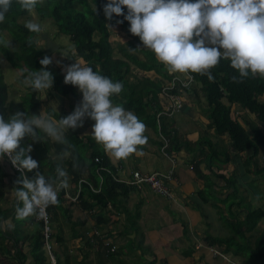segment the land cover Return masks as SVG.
I'll return each instance as SVG.
<instances>
[{
  "label": "trees",
  "instance_id": "16d2710c",
  "mask_svg": "<svg viewBox=\"0 0 264 264\" xmlns=\"http://www.w3.org/2000/svg\"><path fill=\"white\" fill-rule=\"evenodd\" d=\"M106 2L107 0H39L37 15L41 20H50L56 26L57 33L65 34L71 40L73 53L67 59L68 63L74 62L73 59L83 58L95 70L102 72L113 80L123 81L122 91L112 97L114 103L123 104L125 108L133 110L158 131L156 113L161 106L160 93L163 91L164 85L171 80V73L164 63L157 58L155 52L148 47H144L140 37L130 32L129 21L124 20L123 23L117 24L116 20H108L103 11V5ZM124 7L127 11V7ZM28 15L30 13L20 7L18 0H14L6 19L0 24V36H2V29L7 30L16 43V50L13 51L4 42L0 43V53L11 65L18 67L20 70L22 68L32 70L41 67L49 68L55 77L51 93L57 92L63 96H79L76 85L65 83V74L61 69L51 63L47 66L41 65L40 60L45 55L50 56L52 51L46 52L49 50H46L39 43L37 32L30 31L26 26L27 22L22 21ZM119 18L122 19L123 17ZM108 24H111L112 27ZM115 27L122 30L127 37V46L125 44L118 45L120 56L115 55L114 45L111 41L112 29ZM136 68L142 72L153 70L164 77V80L136 73ZM209 71L212 72L214 79H210L206 72H191L193 81L183 90L189 92L192 89L196 94H199L198 100L206 107L209 126L214 128V132L218 137L227 135L228 144H225L224 140L214 141L209 137H203L194 143H187V145H189V148L193 146L196 149L204 146L203 149L207 151L201 150V153H206L207 168L215 176L222 178L226 188L230 190L221 199L223 203L227 204L226 214H221L224 223L231 229L233 235L226 238L209 236L207 240L211 244L224 243L228 249L231 248L234 242L236 246L235 253L244 254L246 264H264V232L257 235L251 233L264 217V210L260 207L253 208L248 194L243 192L246 190L242 189L241 191L240 187L242 188V185L237 179V166L229 175L220 172V170L226 169L225 166L231 162L232 158L236 163L243 158V165L247 172L255 175L259 174L264 179V164L259 165L257 160V155L262 149L264 150V76L257 74L255 76L249 75L242 80L233 79L234 75L239 76V72L226 58H221L220 62ZM20 76L22 77L21 74ZM39 91L33 90L28 85L27 93L22 96L21 100L7 106L8 87L4 81V75L0 71V114H3L5 118L17 111L39 114ZM173 91H176V89ZM244 112L246 118L243 117V121L240 122L236 118V114H239V117ZM171 119L172 116H162L160 119L162 130L170 139L169 151L180 147L183 143L176 129L171 126ZM86 120L89 122L92 119L87 118ZM84 130L78 127L67 130L65 133L72 145L65 169L75 183L88 172L86 175L87 181L80 184L79 204L83 209L89 210L98 205L102 210L109 202L113 203L120 193H124L128 186L132 185L117 182L109 173L101 171L103 181L100 189L98 191L91 190L90 182L95 188L99 184L97 169L101 165L106 167L109 165L102 151L96 149L93 144H87V142H92V137L82 135ZM45 137L46 134L42 132L40 140H33L32 137L26 136L22 139L21 144L23 146H27L29 143L32 144L30 154L39 161V171L46 177H55L57 174H52L51 169L44 170V165L49 160V151L53 146L58 153L64 154V149L67 146L56 140L50 144ZM85 139L87 142L84 141ZM89 148L92 150H89ZM243 153H245V157H243ZM95 157H100V161L96 162ZM198 162L195 161L194 165L197 171ZM57 165L55 163L52 166H55L56 169ZM37 170H23L22 173L32 177ZM22 173L20 170L17 171L18 180L23 178ZM65 194V188L58 187L59 203L47 207L51 219V236H57L58 242L62 240L58 231H56L57 233L53 231V220L56 219L57 209L62 207L61 203ZM84 194L91 197L93 201L89 202ZM235 204L242 206V210H240L243 211L241 213L242 217L236 211L237 208H234ZM62 211L66 215L69 209L63 208ZM33 215L35 218V214ZM42 230V222L37 221L36 230L28 236L30 238V252L34 259L33 264H46V262H49L43 246L44 235ZM234 232L237 233V236H244L245 245H241L240 241L235 242L237 237H234ZM245 233H249L250 236H245ZM14 237L10 248L3 241L5 240L4 233L0 232V255L4 257L0 264H24L25 256L20 242L24 236L21 230L17 229ZM96 240L94 239V241ZM87 244H90L89 240H87ZM97 245L101 253L104 246L101 241ZM56 264H60V262L57 261Z\"/></svg>",
  "mask_w": 264,
  "mask_h": 264
},
{
  "label": "crops",
  "instance_id": "0c3cea01",
  "mask_svg": "<svg viewBox=\"0 0 264 264\" xmlns=\"http://www.w3.org/2000/svg\"><path fill=\"white\" fill-rule=\"evenodd\" d=\"M51 51L50 57L53 56L55 48ZM141 73L151 78L164 80V77L153 70ZM4 81L6 82L5 78ZM17 81L19 86H22L15 88L20 98L9 101L7 95V106L20 101L25 95L24 92H27L28 85L23 79L20 77ZM6 84L9 89L8 82ZM46 90L44 93L42 90L38 93L39 113L44 109L52 111L55 106L58 107V102L59 108L62 106L66 112L70 110L68 112L70 113L79 103L74 95L63 96ZM182 97L184 106L172 116L170 121L183 143L180 147L171 149L172 153L169 156L161 151L162 142L156 128L141 117L139 118L146 124L145 135L148 140L145 144L138 145V150L126 158H115L108 153L103 145L91 136L95 121L92 119L88 122L85 119L84 124L80 126L81 129H85L82 135L92 137V142L88 143L86 139L84 141L89 145L93 144L96 149L104 153L108 160V168L117 178V182L131 179L135 171L143 174L154 172L167 174L172 170L174 179L168 182V185L174 192V197L169 198L158 194L147 184L140 187L128 186L124 193H120L113 203L109 202L104 209L100 210L97 205L87 210L81 208L79 204L80 184L75 183L69 174V184L64 187L66 194L61 203L62 207L57 209L56 219L53 221V231L55 233L58 231L62 240L58 242L57 236L52 237L53 250L60 264H246L244 254H236L235 248L228 249L224 243L211 244L207 240L209 236L226 238L233 235L221 214L225 215L227 208V204L221 199L230 190L226 188L222 178L215 176L207 168L206 153H201V150L207 151L203 149L204 146L196 149L193 146L189 148L187 145L203 137H209L208 135L213 137H209L211 140H224V143L228 144V137L227 135L218 137L214 128L209 126L206 107L198 100L199 94L190 89L189 92L183 91ZM245 115L244 112L240 115L242 120L240 116L237 119L242 122ZM181 119L186 123H183V126L178 123ZM45 139L50 144L55 141L47 135ZM89 150L92 149L89 148ZM244 155L245 153L243 157ZM263 155L262 149L257 155V160L259 161L260 157L263 158ZM68 156L69 154L58 153L51 146L49 160L44 165V170L51 169L52 174H57L55 166L52 165L57 163L66 168L70 157ZM195 161H199L198 171L194 166ZM243 161L241 158L236 163L232 158L231 162L225 166L226 169L220 172L229 175L237 166V179L242 185L241 191L242 189L247 191L253 208L260 207L264 210V179L259 174L248 173ZM17 171L6 155L0 157V232L4 233L3 241L11 248L15 231L21 230L24 236L20 241L25 256L24 264H33L28 236L36 230L37 221L33 214L25 218H19L16 215L17 205L22 203L15 198L14 194L12 195L14 188L21 186L16 183ZM96 173L99 180L98 187H93L91 182L89 184L93 191H98L101 186L99 174ZM87 174L88 172L80 179L86 182ZM84 197L89 202L93 201L87 194H84ZM63 208L69 209L66 215L63 214ZM239 216L242 217V214L239 213ZM253 232L256 235L264 232V217L258 222ZM87 240L90 244H87ZM100 241L104 246L101 253L97 245ZM112 245L116 246L114 252L108 250Z\"/></svg>",
  "mask_w": 264,
  "mask_h": 264
},
{
  "label": "clouds",
  "instance_id": "9594fccd",
  "mask_svg": "<svg viewBox=\"0 0 264 264\" xmlns=\"http://www.w3.org/2000/svg\"><path fill=\"white\" fill-rule=\"evenodd\" d=\"M13 2L0 0V22L6 19ZM18 3L36 16L39 0ZM103 11L108 20H116L117 24L129 21L130 32L155 52L170 73L206 72L214 79L209 69L226 58L239 72L233 79L264 76V0H107ZM26 26L30 31L42 30L34 19L28 20ZM4 42L0 36V43ZM73 60L63 68L64 80L78 86L83 95L68 115L57 118L48 109L39 114L17 111L7 118L0 114V157L9 156L22 172L38 169L32 177L23 175L16 182L22 186L12 192L22 202L16 208L19 218L43 216L49 205L59 203L58 187L69 184L67 170L60 164L55 177H46L39 171V161L30 154L32 144H21L24 137L40 140L42 132L66 145V155L72 147L66 130L78 128L91 118L95 121L91 136L115 158L128 157L148 140L145 122L112 99L122 91L123 81L95 70L83 58ZM51 62L47 55L40 60L44 66ZM20 71L24 83L33 90H49L54 84V73L47 67Z\"/></svg>",
  "mask_w": 264,
  "mask_h": 264
},
{
  "label": "built area",
  "instance_id": "2783aa9c",
  "mask_svg": "<svg viewBox=\"0 0 264 264\" xmlns=\"http://www.w3.org/2000/svg\"><path fill=\"white\" fill-rule=\"evenodd\" d=\"M182 76V77H181ZM193 81V76L190 73H180V75L173 74L171 75V80H169L163 87V91L160 93V110L156 113L157 124H158V133L161 139V151L163 154L169 156L170 152L168 151V146L170 139L162 132L161 125V117L162 116H172L176 111L180 110L183 106L184 99L182 97L183 89L187 88L190 83ZM176 89V91H173ZM7 156V155H6ZM12 163L9 156H7ZM95 161L99 162L100 157H95ZM13 165V163H12ZM14 166V165H13ZM15 167V166H14ZM18 169L17 167H15ZM21 171V169H18ZM101 171H105L111 175V177L117 181V178L114 177L110 169L104 165H101L97 172L100 177V181L102 183L103 176ZM24 175V173H22ZM173 172L170 170L167 174L154 172L150 174H143L138 171L133 172L131 179L129 180H120L127 185L140 187L144 184H147L153 191L163 196L173 198L174 192L168 185V182L173 180ZM84 179H79L78 184L84 182ZM35 219L37 221L42 222L43 225V246L46 250L47 256L49 258V262L51 264H56L57 260L53 250V240L51 236L52 228L50 225L51 219L48 210L46 209V213L43 216L35 214ZM110 252H114L116 250V246L112 245L108 249Z\"/></svg>",
  "mask_w": 264,
  "mask_h": 264
},
{
  "label": "rangeland",
  "instance_id": "374dc122",
  "mask_svg": "<svg viewBox=\"0 0 264 264\" xmlns=\"http://www.w3.org/2000/svg\"><path fill=\"white\" fill-rule=\"evenodd\" d=\"M31 19H34L36 22L40 23L42 26V30L40 32H37V38H38L39 43L42 44L44 46V48L48 49L49 51L53 50V48H56L55 51H53V56L51 55V58H52L51 64H53L54 66L61 69L62 72L64 73L63 68L68 63L67 59H69L70 55L73 53V44H72L71 40L68 38L67 35L57 33L56 32V29H57L56 26L54 24H52V22L50 20H48V19L41 20V19H39L37 14L35 17H33L32 15H28L25 19H23V20L21 19V20L27 22L28 20H31ZM0 24H2V23L0 22ZM1 31H2V37L5 41V43L13 51L16 50L15 49L16 43H15L14 39L11 37L10 33L4 29H2ZM112 33H113V36L111 37V41L114 45L115 55L120 56V53L118 52V45L125 44L127 46V44H126L127 37L125 36V33L122 30H119L116 27L112 29ZM139 55L141 57H143V55L141 53H139ZM0 71L3 73L6 82H8V84H9V89H8L9 101L19 99L20 97H18L17 92L15 91V88L22 87V86H19V83L17 81V78L21 77V76H19L21 74V71L18 67L11 65L10 62L1 53H0ZM135 72L142 75V73H141L142 71L137 69V68L135 69ZM21 79H23V78L21 77ZM50 90H52V89L50 88L49 90H46V91H50ZM42 91H43V93L45 92V90H42ZM78 92H79V97H81L82 92L79 90H78ZM24 93L26 94L27 92H24ZM57 96H59V95H57ZM79 97H75V98L77 100H79V102H80V100H82V99ZM57 104H58V107L53 104L55 107L52 109V111H50L51 113L56 115V117H58V118L66 116L69 114L68 112L70 110L68 112H66V110L63 109L62 106H60V108H59V105H60L59 102ZM236 117H238V115ZM239 118L242 120L241 117H239ZM178 123L180 126H183V123L186 124L185 121L182 119H181V121L178 120ZM208 136L213 138L211 135H208ZM258 164L259 165L264 164V159L262 157H260ZM243 192H244V194L247 193V191H243ZM234 208H237L236 211H238L239 213H243V211H240L242 209V206H240L239 204H235ZM62 215L63 214L61 213V216ZM227 230H229V229H227ZM251 233H254V232L252 231ZM245 236H250V234L245 233ZM234 237L235 238L237 237L235 242L240 241L241 245L246 244V240L243 239L244 236H242V235L237 236V233L234 232ZM231 247L236 248L234 242H233V245ZM45 252H46V250H45ZM2 260H4V257L2 255H0V263L2 262ZM47 260L49 261V258H47ZM48 263L49 262H46V264H48Z\"/></svg>",
  "mask_w": 264,
  "mask_h": 264
},
{
  "label": "bare ground",
  "instance_id": "6f19581e",
  "mask_svg": "<svg viewBox=\"0 0 264 264\" xmlns=\"http://www.w3.org/2000/svg\"><path fill=\"white\" fill-rule=\"evenodd\" d=\"M173 74L180 75V72L171 73V75H173ZM181 77H182V76H181ZM183 103H184V102H183ZM178 111H179V110H178ZM176 112H177V111H176ZM176 112H175V113H176ZM175 113H174V114H175ZM174 114H173V115H174Z\"/></svg>",
  "mask_w": 264,
  "mask_h": 264
}]
</instances>
